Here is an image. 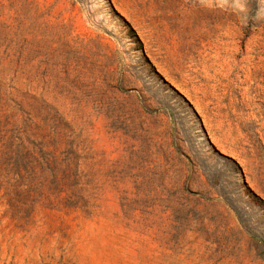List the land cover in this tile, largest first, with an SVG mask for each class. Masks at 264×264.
I'll use <instances>...</instances> for the list:
<instances>
[{
    "label": "rangeland",
    "instance_id": "1",
    "mask_svg": "<svg viewBox=\"0 0 264 264\" xmlns=\"http://www.w3.org/2000/svg\"><path fill=\"white\" fill-rule=\"evenodd\" d=\"M0 264H264V0H0Z\"/></svg>",
    "mask_w": 264,
    "mask_h": 264
}]
</instances>
